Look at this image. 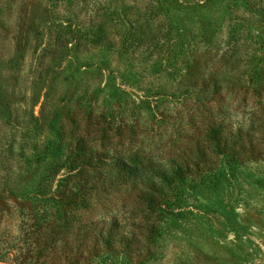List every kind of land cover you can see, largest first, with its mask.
I'll use <instances>...</instances> for the list:
<instances>
[{
  "label": "rangeland",
  "instance_id": "374dc122",
  "mask_svg": "<svg viewBox=\"0 0 264 264\" xmlns=\"http://www.w3.org/2000/svg\"><path fill=\"white\" fill-rule=\"evenodd\" d=\"M0 68V264H264V0H0ZM114 89V145L181 171L185 205L124 185L61 218L45 120L91 141ZM110 224L127 252L85 236Z\"/></svg>",
  "mask_w": 264,
  "mask_h": 264
},
{
  "label": "trees",
  "instance_id": "16d2710c",
  "mask_svg": "<svg viewBox=\"0 0 264 264\" xmlns=\"http://www.w3.org/2000/svg\"><path fill=\"white\" fill-rule=\"evenodd\" d=\"M90 35L94 36L91 32ZM1 70L0 68V92L3 93ZM261 72L255 71L256 76H260ZM117 90L114 89L111 96L106 100L110 115L104 124L94 130L91 141H87L82 135L83 129L75 121V125L68 129L59 114L45 120V124L48 126L47 132L52 139H46L41 153L45 151V157L50 158L52 162L42 166L43 172L41 175L44 176L43 179L46 177L48 182H53L60 171L65 170L67 173V182L62 183L63 181H61L54 192L56 193L55 199L50 205L61 218H68L71 212L89 211L95 194H99L101 199L107 191L124 185L133 186L138 191V195L147 190L149 192L146 194L149 199L148 209L154 215L164 217V215L173 214L175 209L182 208L185 205L182 188L185 178L181 171L177 169L170 171L161 166L157 167L151 162H145L154 161L151 157L129 150L122 151L114 145L115 138L120 136H118L119 125L116 123V103L114 102V100L117 101L116 98L119 96ZM10 105L5 98L1 97L0 114L5 116L10 113ZM34 119L40 121L36 117ZM214 133L218 138V132ZM41 153L39 159L43 158ZM154 166L156 169H154ZM150 170L153 172L152 174H150ZM170 172L173 176L170 175ZM149 174L153 176L152 180L147 178ZM141 187H143V191ZM172 188L177 191L174 202L171 198ZM67 224L69 222L64 225V228H68ZM109 226L110 230L100 229L98 231V228L91 229L85 236L92 235L96 247L107 250L108 254L118 253L116 248L120 245L123 251L127 252V248L129 250L128 237L125 238L126 235H124L123 240H117L113 236V224ZM60 227H63V225H60ZM45 228L48 230L50 226ZM153 230L155 229L153 228ZM65 231L67 233L69 229H65L63 232ZM44 250L47 251V248L45 247Z\"/></svg>",
  "mask_w": 264,
  "mask_h": 264
}]
</instances>
